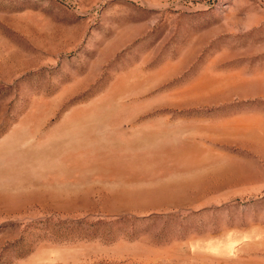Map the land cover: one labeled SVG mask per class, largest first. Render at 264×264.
<instances>
[{
    "label": "rangeland",
    "instance_id": "rangeland-1",
    "mask_svg": "<svg viewBox=\"0 0 264 264\" xmlns=\"http://www.w3.org/2000/svg\"><path fill=\"white\" fill-rule=\"evenodd\" d=\"M0 264H264V0H0Z\"/></svg>",
    "mask_w": 264,
    "mask_h": 264
}]
</instances>
